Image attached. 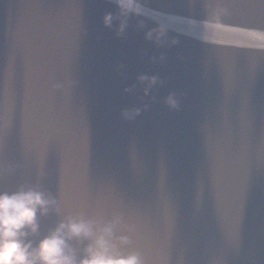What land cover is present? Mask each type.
I'll return each mask as SVG.
<instances>
[{
  "label": "water",
  "instance_id": "1",
  "mask_svg": "<svg viewBox=\"0 0 264 264\" xmlns=\"http://www.w3.org/2000/svg\"><path fill=\"white\" fill-rule=\"evenodd\" d=\"M137 2L0 0V193L54 199L34 245L119 217L144 264H264V0Z\"/></svg>",
  "mask_w": 264,
  "mask_h": 264
},
{
  "label": "clouds",
  "instance_id": "2",
  "mask_svg": "<svg viewBox=\"0 0 264 264\" xmlns=\"http://www.w3.org/2000/svg\"><path fill=\"white\" fill-rule=\"evenodd\" d=\"M120 15L141 14L137 0H116ZM226 9L219 8L214 12L215 27H219V15ZM114 17L111 13L104 16V24L111 27ZM126 19L121 20L118 34L123 32ZM155 39L161 41L165 36L163 27L153 30ZM153 31L147 33L153 38ZM140 81L147 80L149 85L155 84L157 78L140 76ZM147 93V89H145ZM169 107L175 108L178 101L170 94L165 101ZM139 109H134L131 115H138ZM122 115L129 118V113ZM55 204L54 199L44 192L34 188H21L13 193H0V264H144L137 252L123 254L119 245H127L129 238L125 235L115 237L114 229L120 224V218L115 217L111 222L97 227L92 220L84 218H69L61 221L47 236L35 245L30 239L39 231V216L47 215ZM87 241L78 259L76 249L70 241Z\"/></svg>",
  "mask_w": 264,
  "mask_h": 264
}]
</instances>
